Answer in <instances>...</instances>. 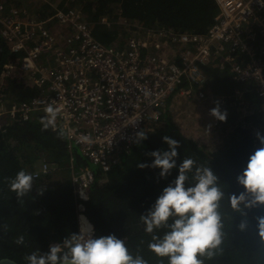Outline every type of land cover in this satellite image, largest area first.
Returning <instances> with one entry per match:
<instances>
[{
  "label": "trees",
  "instance_id": "trees-1",
  "mask_svg": "<svg viewBox=\"0 0 264 264\" xmlns=\"http://www.w3.org/2000/svg\"><path fill=\"white\" fill-rule=\"evenodd\" d=\"M47 1L63 6L71 2L86 22H92L97 13L105 16L107 24L96 23L92 36L114 50L123 47L122 39L133 36L135 26L200 35L206 33L218 14L214 0ZM0 3L22 8L30 15L55 13L54 6L46 5L45 11L41 0H0ZM9 55L0 37V64L7 63ZM202 70L212 81L215 104L220 97L231 96L235 89H242L232 81L226 69L219 68L218 61ZM1 73L3 85L0 91L8 100L3 103L27 101L38 94L27 77L15 72L1 78ZM244 96L247 109L244 113H233L231 119L223 122L232 129L227 131L225 140L217 149L207 150L199 145L163 114L157 123L151 125L152 131L144 133L147 139L140 141V146L135 145L118 167L107 172L90 166L75 151V163L88 165L94 173V181L86 191L83 214L93 226L95 235H115L124 240L130 253L142 256L147 264H168L167 259L161 260L149 251L151 235L145 232L140 216L146 215L164 188L175 181L183 160L191 158L196 166L212 169L225 194L219 207L222 243L213 250L211 258H198L203 259V264H264V237L260 235L258 225V218L264 217V206L245 208L241 204L242 212H237L230 202L233 194L239 196L245 191L238 184L237 177L246 169L249 157L261 147L259 141H254L251 128H260L259 135L264 137V115L259 112L263 101L254 94L253 84L247 85ZM165 136L178 141L180 147L177 148L176 167L169 175L161 177V170L151 167L154 158L150 154L170 150L164 143ZM41 154L54 164L56 172L46 176V181L34 180L31 191L18 198L10 189L11 179L21 170L31 174ZM140 164L146 167L140 168ZM69 170L70 156L65 137L52 131L51 125L45 128L38 118L26 122L0 118V259L9 258L18 264H27L25 257L32 252L46 253L50 245L62 243L70 234H78V200L69 182ZM194 171L195 168L189 173L190 182ZM58 172L60 175H56ZM242 222L247 224L243 230L240 229ZM159 234L163 235V231ZM21 236L24 243L17 244Z\"/></svg>",
  "mask_w": 264,
  "mask_h": 264
},
{
  "label": "built area",
  "instance_id": "built-area-1",
  "mask_svg": "<svg viewBox=\"0 0 264 264\" xmlns=\"http://www.w3.org/2000/svg\"><path fill=\"white\" fill-rule=\"evenodd\" d=\"M214 1L218 14L206 33L135 26L136 34L116 50L93 38L90 24L71 2L40 21L22 8L0 3V37L6 52L20 55L19 66L11 59L3 66L2 77L15 68L38 92L22 102L3 103L0 96V118L44 120L49 105L57 109L51 130L66 140L78 218L84 216L83 203L94 173L88 165L75 163V151L103 172L118 167L138 144L137 133L150 131L172 96L206 99L211 82L202 68L210 63L218 61L219 68L226 69L242 88L220 97L211 110L219 105L221 112H227L226 119L244 113L246 87L253 84L254 94L263 101L259 112L264 115V0ZM50 22L68 30L63 45L46 29ZM46 57L51 63L41 65L39 61L44 63ZM209 123L207 136L217 140L224 141L232 129L211 115ZM259 132L260 128H251L255 142ZM54 170V164L40 155L31 175L39 180Z\"/></svg>",
  "mask_w": 264,
  "mask_h": 264
},
{
  "label": "clouds",
  "instance_id": "clouds-1",
  "mask_svg": "<svg viewBox=\"0 0 264 264\" xmlns=\"http://www.w3.org/2000/svg\"><path fill=\"white\" fill-rule=\"evenodd\" d=\"M9 56V60L17 61L19 65L20 55H17L19 59ZM15 72L14 68L12 73ZM45 111L47 116L42 123L47 128L54 124L57 109L49 105ZM210 115L221 122L227 118V112H221L219 105L211 110ZM257 138L261 147L249 157L246 169L237 177L238 184L245 191L230 197L231 206L237 212H242L241 204L245 208L264 206V137L257 133ZM146 139L143 132L137 133V143ZM163 140L170 150L154 151L150 155L154 158L151 167L160 169V176L166 177L176 167L180 145L167 136ZM138 166L146 167L143 164ZM194 168L190 182L189 173ZM33 183V176L21 170L11 179L10 189L22 198L31 191ZM224 195L218 177L210 167L196 166L193 159L185 158L175 181L164 188L148 213L140 216L145 232L151 235L149 251L161 260L167 259L168 264H203L201 258H211L213 250L222 243L219 207ZM258 225L260 235L264 237V217L258 218ZM246 227V222L240 224L241 230ZM161 231L163 235L159 234ZM16 243L23 244L24 238L21 236ZM25 260L27 264H147L142 256H133L125 241L115 235L97 237L93 226L84 217H80L79 234H70L62 243L50 245L46 253L36 250Z\"/></svg>",
  "mask_w": 264,
  "mask_h": 264
},
{
  "label": "rangeland",
  "instance_id": "rangeland-1",
  "mask_svg": "<svg viewBox=\"0 0 264 264\" xmlns=\"http://www.w3.org/2000/svg\"><path fill=\"white\" fill-rule=\"evenodd\" d=\"M104 19L106 20L105 16L101 15L100 13H97L95 15V17L93 18V21L88 22V23L90 24V26L93 30V27L96 25V23L107 24V20L103 21ZM51 27L53 29L57 30L58 34L62 33V31L57 26H55L54 24H52ZM135 34L136 33H134L133 35H135ZM130 36L131 35H129L128 37H130ZM128 37L122 39L121 43L124 44L125 39H127ZM59 45L60 46L63 45L62 41H61V44H59ZM16 57H19V56H16ZM42 60L39 61V63H41ZM41 65H47L46 60ZM205 97H206V99L204 98L202 100L195 101L194 99L189 100V99H185V98L180 96V98H182L183 100L182 101H175V102H177V105L175 108L169 109L170 113H167V112H165L166 114L164 112L163 113L169 119H171L172 122H174L176 125L181 127V129L183 130L184 133H186L187 135H191L192 138L199 145L205 147L207 150H210L214 145L220 146L221 142H219V140H217L214 137L211 138V137L207 136L208 133L211 132V129L210 128L208 129V127H209V115H208V113H209V108L211 106L208 107V104L212 105V103H214L213 102L214 99L209 100L208 95H206ZM183 106H185V109L187 108V110L184 111ZM151 129H152V127L150 128V131H151ZM137 146H140V144H138ZM41 155H43V154H41ZM46 159H47V157H46ZM37 167H38V161L35 163L34 169H36ZM54 171L56 172V170H54ZM54 171H53V173H54ZM60 173L61 172H58L56 175H60ZM70 176H71V173H69V182H70ZM39 180L46 181L47 179L42 178Z\"/></svg>",
  "mask_w": 264,
  "mask_h": 264
},
{
  "label": "crops",
  "instance_id": "crops-1",
  "mask_svg": "<svg viewBox=\"0 0 264 264\" xmlns=\"http://www.w3.org/2000/svg\"><path fill=\"white\" fill-rule=\"evenodd\" d=\"M41 1H43V3L42 4H44L45 6H42V8L43 9H45V11H47V9H46V5H48V6H54V9L56 10V9H58V8H60L61 6H63V5H61L60 3H57V5H52V4H54V3H56V2H54V3H50L49 1H47V0H41ZM59 5H61V6H59ZM26 11V10H25ZM27 12V11H26ZM28 13V12H27ZM29 14V13H28ZM30 15V14H29ZM30 16H33V17H35L37 20H41V18H45V19H48L50 16H52V15H49L48 13H46V14H33V15H30ZM52 24H54L55 26H57L61 31H62V33H60V34H58V31L57 30H55V29H53L52 27H51V25ZM46 29L52 34V35H54V37H55V39H56V43L59 45V44H61V41H62V44L64 43V38H65V35L68 33V30L65 28V27H62V26H59V25H57L56 23H48V25L46 24ZM15 58H17V59H19L18 57H15ZM44 60H46V64L47 65H49L50 63H51V58L50 57H46V58H44ZM207 77V76H206ZM207 80H208V84L210 83V82H212L211 81V79H209V78H207ZM212 89H211V87L209 86L208 87V89H207V95H208V98H209V100H211V99H213V96H212ZM183 99L182 98H180V96L179 95H174V96H172L166 103H165V108H164V113L165 112H167V113H170V108H175L176 107V105H177V102H175V101H182ZM218 101V100H217ZM214 104H215V101H214V103H212V105L210 104H208V107H210L209 108V114L208 115H210V110H211V108L214 106ZM183 108H184V111L185 110H187V108L185 109V106H183ZM163 113V114H164ZM166 114V113H165ZM181 128V127H180ZM209 128H211L210 127V123H209V127H208V129ZM210 133V132H209ZM219 140V139H218ZM216 142V141H215ZM219 142H221V144H222V141L221 140H219ZM221 146V145H220ZM220 146H216V145H214L213 146V149H217L218 147H220ZM77 152V151H76ZM77 153H79V152H77Z\"/></svg>",
  "mask_w": 264,
  "mask_h": 264
},
{
  "label": "water",
  "instance_id": "water-1",
  "mask_svg": "<svg viewBox=\"0 0 264 264\" xmlns=\"http://www.w3.org/2000/svg\"><path fill=\"white\" fill-rule=\"evenodd\" d=\"M6 7H9V6H6ZM4 44V43H3ZM8 62H9V60H8ZM7 62V63H8ZM7 63H5V64H7ZM3 66H4V64H0V71H3ZM1 78H3L2 77V73H1ZM3 85V81H1L0 82V87ZM0 96H1V98H2V100L3 101H8L7 99H6V97L1 93V91H0ZM45 179V178H44ZM78 234H79V228H78ZM0 264H18L17 262H15V261H13V260H11V259H9V258H2V259H0Z\"/></svg>",
  "mask_w": 264,
  "mask_h": 264
},
{
  "label": "bare ground",
  "instance_id": "bare-ground-1",
  "mask_svg": "<svg viewBox=\"0 0 264 264\" xmlns=\"http://www.w3.org/2000/svg\"><path fill=\"white\" fill-rule=\"evenodd\" d=\"M80 217H84V216H80ZM80 217L78 218V228H79V230H80Z\"/></svg>",
  "mask_w": 264,
  "mask_h": 264
}]
</instances>
